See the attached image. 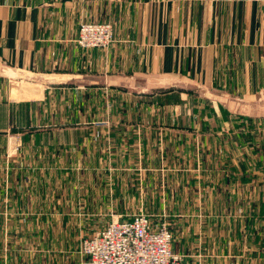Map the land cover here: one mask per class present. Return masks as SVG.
<instances>
[{
	"label": "crops",
	"instance_id": "obj_1",
	"mask_svg": "<svg viewBox=\"0 0 264 264\" xmlns=\"http://www.w3.org/2000/svg\"><path fill=\"white\" fill-rule=\"evenodd\" d=\"M5 69L48 83L11 98ZM0 114V264H80L52 226L123 204L183 264H264V0H0Z\"/></svg>",
	"mask_w": 264,
	"mask_h": 264
},
{
	"label": "built area",
	"instance_id": "obj_2",
	"mask_svg": "<svg viewBox=\"0 0 264 264\" xmlns=\"http://www.w3.org/2000/svg\"><path fill=\"white\" fill-rule=\"evenodd\" d=\"M114 40L111 23L84 22L78 45L87 51L110 48ZM114 221L82 241V264H183L184 258L172 249L174 234L168 222L144 212Z\"/></svg>",
	"mask_w": 264,
	"mask_h": 264
},
{
	"label": "rangeland",
	"instance_id": "obj_3",
	"mask_svg": "<svg viewBox=\"0 0 264 264\" xmlns=\"http://www.w3.org/2000/svg\"><path fill=\"white\" fill-rule=\"evenodd\" d=\"M9 72V73H8ZM3 77L5 78L6 82L5 85L7 86L8 89V97L11 98H20V97H25V98H29L30 94L27 92L29 91L28 89H22L23 85L26 86L28 84L31 83H35V84H40V83H36L35 81L32 80H27L28 78L32 79V76H28L27 74H25L24 72H20V71H15V70H11V69H5V71L3 70L2 72ZM6 89V90H7ZM26 92V94L22 95V92ZM2 116V114H0V117ZM5 116V114L3 115ZM2 119H0L1 121ZM11 153L12 154H18L19 153V148L17 146H14L11 148ZM109 182H112V180L109 179ZM110 189L113 188V186ZM112 191V190H109ZM110 198V194L108 196ZM128 204H123L122 208L120 210H116V209H106V210H97V209H87V208H82L81 210H76V211H66V216L68 217H73L74 222L71 223L67 226V225H63V222L60 223V225H53V230L54 233H57V235L59 236V240H65L67 239L68 241V233L72 232L70 235H72L71 237L73 238V240H75V253L76 255H80V247L82 244V241L84 239H86L89 236H92L93 234H95L99 229H103L105 228L109 223H111L112 221H114V217H122L120 218V220L122 219H127L130 216L140 212V208H143L144 212H147L148 214H150L153 217V220H155L156 222L159 220L156 216V212L153 211V209L150 210H145L144 206L142 207H131ZM61 214V213H60ZM58 215V214H57ZM59 216V215H58ZM60 217V216H59ZM156 217V218H155ZM62 219V218H61ZM60 222V220H59ZM169 224V222H168ZM170 225V224H169ZM170 229H171V225H170ZM172 233L174 234L173 230L171 229ZM68 232V233H67ZM33 241V240H31ZM28 243L26 245V250L28 251H33L36 249V243L35 242H31ZM174 242V239H173ZM74 247H72L71 249H73ZM58 249H60V243L58 244ZM172 249H173V243H172ZM174 251V250H173ZM175 253V252H174ZM176 254V253H175ZM81 256V255H80ZM79 257V256H78ZM30 259V258H29ZM53 259V258H52ZM52 259H46L45 262H49ZM58 259L54 260L55 264H58L59 258H55ZM65 258H62V260ZM81 262L80 264H82L84 262V259L81 256ZM69 261H71L69 259ZM79 264V261L78 263Z\"/></svg>",
	"mask_w": 264,
	"mask_h": 264
},
{
	"label": "water",
	"instance_id": "obj_4",
	"mask_svg": "<svg viewBox=\"0 0 264 264\" xmlns=\"http://www.w3.org/2000/svg\"><path fill=\"white\" fill-rule=\"evenodd\" d=\"M20 72H23V71H20ZM25 74L28 75V73H25ZM28 76H32V79L28 78L27 80H32V81H35L37 83H43V82L48 83V81H46L43 77H39V76L37 77L36 75H33V74H29Z\"/></svg>",
	"mask_w": 264,
	"mask_h": 264
}]
</instances>
